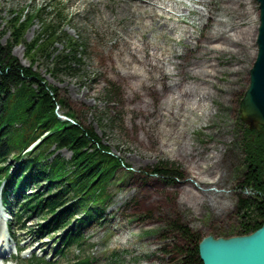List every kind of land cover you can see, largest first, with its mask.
Listing matches in <instances>:
<instances>
[{"label":"rangeland","instance_id":"374dc122","mask_svg":"<svg viewBox=\"0 0 264 264\" xmlns=\"http://www.w3.org/2000/svg\"><path fill=\"white\" fill-rule=\"evenodd\" d=\"M202 1L0 0V45L11 40L10 21L24 15L31 18L24 43L12 45L11 55L57 89L65 102L57 113L72 111L74 119L91 127L124 164L117 174L126 181L108 185L110 199L101 220L87 227L84 244L73 245L58 264L84 257L92 264H179L176 247L185 241L167 226L175 219L201 239L239 232L238 197L251 195V190L238 187L243 169L241 125L250 129L240 118L239 102L257 51L252 34L258 4L239 0L233 14V0ZM221 5L226 10L225 42L235 30L236 17L239 20L235 31L244 58L237 70L226 68L209 85H201L196 76L179 87H168L162 80L152 86L131 85L125 71L156 82L157 60L169 53L170 46L182 50L184 42L193 44L192 35L185 33L199 36L207 29L203 14ZM165 19L178 28L170 29ZM47 24H60L59 41L51 57L32 59L26 55V44ZM63 34L79 45L77 61L71 63V72H51L53 56L68 46ZM220 59L231 58L221 55ZM57 153L71 157L67 149ZM160 162L177 166L181 178L169 181L153 174ZM7 163L17 166L13 158ZM40 222L42 218L34 216L27 229L13 225L19 245L26 246L35 237L32 230ZM57 240L56 235L43 239L37 254L53 260ZM12 264L26 262L14 259Z\"/></svg>","mask_w":264,"mask_h":264},{"label":"trees","instance_id":"16d2710c","mask_svg":"<svg viewBox=\"0 0 264 264\" xmlns=\"http://www.w3.org/2000/svg\"><path fill=\"white\" fill-rule=\"evenodd\" d=\"M237 4L239 0H233V14ZM225 11L221 5L214 12L209 10L203 14L207 29L197 37L190 31L185 33L192 35L193 44L184 42L182 50L169 47V53L156 62V82L125 71L131 85L135 87L148 82L152 86L162 80L168 87H179L188 82L187 78L194 79L193 76L200 79L201 85H209L213 82L211 78H217L226 68L237 70L235 66L244 58L241 39L235 31L239 20L236 17L235 30L229 33V40L225 42V20L222 19ZM59 16L62 22L63 17ZM255 19L253 41L257 35L258 14ZM165 21L170 29L178 28ZM30 22L31 18L26 15L23 19L19 16L10 21L11 40L6 46L0 45V183L5 186L6 207L16 210L18 218L36 215L46 220L37 230L39 235L62 232V248L58 254L66 256L73 245L81 247L84 244L87 227L101 220L104 205L110 199L107 188L110 182L126 181L124 175L117 174L124 164L102 144L91 127L74 119L72 111L65 113L72 118V123L61 121L56 111L65 102L59 98L57 89L11 55L12 45L24 43L23 36ZM59 25L47 24L26 44V55L32 59L38 55L51 57L60 38ZM61 37L68 46L65 52L53 56L51 72L59 69L71 72V63L77 61L79 45L76 40L65 34ZM221 55L230 56V61L221 60ZM241 129L243 169L238 187L251 190V195L240 194L238 197L240 227L237 235L249 234L264 223V127L250 130L242 124ZM60 149L70 151V159L61 157L57 153ZM49 157L52 158L49 160ZM8 158L17 162L15 168L7 163ZM152 172L169 181L181 178L179 168L168 162L158 163ZM167 226L185 241V245L176 247L179 264H202L198 254L199 234L177 219L170 220ZM30 264L57 263L33 259ZM71 264H92V259L77 258Z\"/></svg>","mask_w":264,"mask_h":264},{"label":"water","instance_id":"95a60500","mask_svg":"<svg viewBox=\"0 0 264 264\" xmlns=\"http://www.w3.org/2000/svg\"><path fill=\"white\" fill-rule=\"evenodd\" d=\"M258 4L256 56L249 70V85L239 102L241 120L253 129L264 127V0ZM202 264H264V223L249 234L203 237L198 243Z\"/></svg>","mask_w":264,"mask_h":264},{"label":"bare ground","instance_id":"6f19581e","mask_svg":"<svg viewBox=\"0 0 264 264\" xmlns=\"http://www.w3.org/2000/svg\"><path fill=\"white\" fill-rule=\"evenodd\" d=\"M142 3H143V1H142ZM258 21H259V16H258ZM258 25H259V22H258ZM257 28H258V27H257ZM256 52H257V51H256ZM0 216H1V214H0ZM0 228H1V227H0ZM1 245L5 247L7 244L4 243V244H1ZM0 252H1V251H0ZM7 253H8V252H5V254H2L1 256L4 257V256L7 255Z\"/></svg>","mask_w":264,"mask_h":264}]
</instances>
